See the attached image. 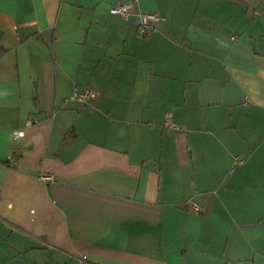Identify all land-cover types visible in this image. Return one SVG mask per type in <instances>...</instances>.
I'll return each mask as SVG.
<instances>
[{"label":"crops","instance_id":"crops-1","mask_svg":"<svg viewBox=\"0 0 264 264\" xmlns=\"http://www.w3.org/2000/svg\"><path fill=\"white\" fill-rule=\"evenodd\" d=\"M0 264H264V0H0Z\"/></svg>","mask_w":264,"mask_h":264},{"label":"built area","instance_id":"built-area-1","mask_svg":"<svg viewBox=\"0 0 264 264\" xmlns=\"http://www.w3.org/2000/svg\"><path fill=\"white\" fill-rule=\"evenodd\" d=\"M131 3H122V4H116L113 7H111L110 12L113 14H118L122 17H126L129 13V10L131 8ZM159 19V16L155 12H141L138 14V23H137V32L139 35H146L152 27V23ZM233 39V37H232ZM97 96L96 92L92 90L91 88L84 86V87H74L70 99L72 100H78V101H84L88 102L92 99H94ZM170 126H175L174 123H169ZM15 136H21L23 134L22 131H15ZM235 163H241L242 159L240 156H236L234 158ZM41 178L43 180H46L48 182H54L55 178L50 173H44L41 175ZM190 208L195 211H199L200 207L197 206L195 203L190 204Z\"/></svg>","mask_w":264,"mask_h":264},{"label":"trees","instance_id":"trees-1","mask_svg":"<svg viewBox=\"0 0 264 264\" xmlns=\"http://www.w3.org/2000/svg\"><path fill=\"white\" fill-rule=\"evenodd\" d=\"M235 1H243V0H235Z\"/></svg>","mask_w":264,"mask_h":264}]
</instances>
